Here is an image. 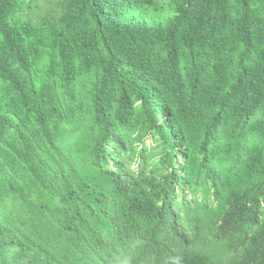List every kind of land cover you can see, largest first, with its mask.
<instances>
[{"label":"trees","instance_id":"16d2710c","mask_svg":"<svg viewBox=\"0 0 264 264\" xmlns=\"http://www.w3.org/2000/svg\"><path fill=\"white\" fill-rule=\"evenodd\" d=\"M0 264H264V0H0Z\"/></svg>","mask_w":264,"mask_h":264}]
</instances>
